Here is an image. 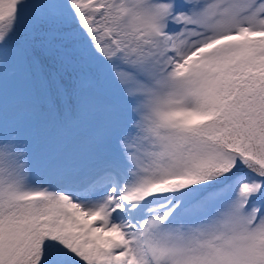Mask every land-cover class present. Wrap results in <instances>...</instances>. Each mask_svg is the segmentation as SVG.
<instances>
[{
	"label": "rangeland",
	"instance_id": "1",
	"mask_svg": "<svg viewBox=\"0 0 264 264\" xmlns=\"http://www.w3.org/2000/svg\"><path fill=\"white\" fill-rule=\"evenodd\" d=\"M90 1L70 2L82 6ZM119 1L137 32L135 38L141 40L142 58L137 65L131 58L110 53L101 61L109 71L134 82L127 95L131 110L126 119L106 125L100 141L89 147L98 131L91 124L93 127L87 129L89 142L79 153L70 150L63 160L28 143L35 118H13V123L9 114L0 117V207L20 205L23 212L28 209L20 204L24 197L38 196L40 200L34 204L55 216L71 238V247L82 252L85 264H207L215 249V234L240 227L234 231H242L244 237L234 234L227 241L235 239L231 246L238 249L249 243V233L264 228V192L262 208L257 209L253 222L241 226L251 218L253 209L251 204L238 219L234 215L241 191L251 183L249 176L241 173L231 195L208 201L206 210L190 216V222L175 230L172 221L158 218L152 193L161 186L153 188L151 150L157 146L166 159V153L169 156L182 145L175 128L193 126L207 116L198 109L215 101L210 73L218 70L228 74L231 68L235 74L243 72L256 54L264 57L263 42L244 44L240 40L246 32L264 37V0ZM3 2L20 12L24 7L32 8V0H0ZM47 7L49 0L36 7L37 13ZM13 73L4 81L0 78V84L5 83L6 92L15 96L22 88L18 74ZM212 113L217 115L215 109ZM151 138L155 139L149 141ZM169 166L171 163L161 169L166 172ZM178 169L184 184L197 180L188 168ZM82 185H88L83 194L65 189L81 190ZM140 244L148 257L135 256V247Z\"/></svg>",
	"mask_w": 264,
	"mask_h": 264
},
{
	"label": "trees",
	"instance_id": "2",
	"mask_svg": "<svg viewBox=\"0 0 264 264\" xmlns=\"http://www.w3.org/2000/svg\"><path fill=\"white\" fill-rule=\"evenodd\" d=\"M70 1L51 0L52 10L45 9L41 14L35 11L34 0L31 11L24 7V12L0 3V77L4 81L11 68L18 74L22 88V93L13 96L6 92L9 89L5 83L0 84V117L7 113H11L12 120L32 116L36 124L30 130L28 143L45 153L54 150L62 158L71 144L80 142L77 125L83 121L82 114L93 113L96 118L109 114L104 118L111 122L120 120L117 115L121 111L127 114L131 109L127 95L134 89V82L108 74L99 55L104 57L115 51V42H119L124 58L139 65L143 51L141 40L135 38L137 32L120 16V9L109 5L100 10L94 3L79 6ZM109 28L112 35L107 33ZM242 42L261 44L258 37H247ZM252 60L243 72L235 74L231 68L228 74L218 70L210 73L215 101L198 109L207 116L197 119L193 126L175 128L182 145L176 146L169 156L166 153V159L157 146L151 150L149 168L153 170V180L175 176L180 172L178 168H189L197 179L193 186H186L187 196L180 202L182 206L174 221L186 220L193 211L205 209L213 197L231 195L233 181L240 172L249 175L251 183L241 191V198L238 196L246 198L245 204L233 211L235 217L238 219L245 206L261 202L264 57L256 54ZM219 68L224 70V66ZM214 109L216 116H212ZM168 163L172 166L165 172L161 167ZM157 198L158 210L164 212L168 206ZM22 203L28 208L23 212L18 209L20 205L0 207V264H82L79 251L72 250L71 240L60 232L50 211L41 210L31 199ZM245 224L249 221L241 226ZM239 229L222 231V241L217 244L225 251L221 264H264V228L249 233L247 245L233 249L231 243L235 239L227 241L234 234L241 237L242 231H234ZM259 238H263L260 243ZM220 256L211 257L212 264H219Z\"/></svg>",
	"mask_w": 264,
	"mask_h": 264
},
{
	"label": "bare ground",
	"instance_id": "3",
	"mask_svg": "<svg viewBox=\"0 0 264 264\" xmlns=\"http://www.w3.org/2000/svg\"><path fill=\"white\" fill-rule=\"evenodd\" d=\"M108 179V178H107ZM105 180V179H104ZM108 181V180H107ZM112 184V183H111ZM112 186V185H111ZM112 188V187H111ZM65 189H67V191L68 192H78V193H80V194H83L84 192V188L83 189H81V190H79V189H68V188H65ZM114 190V189H113ZM117 190V189H116ZM119 194H121L120 192H119ZM119 194H118V197H120L121 198V196H119ZM75 197V196H74ZM78 197V196H77ZM117 198V197H116ZM114 201V200H113ZM115 203H117V201L115 202ZM110 205V204H109ZM121 207H122V205H121ZM118 210H120V207L118 208ZM117 210V211H118ZM114 211V210H113ZM119 212V211H118ZM97 213V212H96ZM115 213V212H114ZM120 213V212H119ZM93 215V214H92ZM126 216V215H125ZM137 255V257L138 258H141V257H148V254H146V252L144 251V246H142V244H140V245H138L137 247H135V256Z\"/></svg>",
	"mask_w": 264,
	"mask_h": 264
}]
</instances>
